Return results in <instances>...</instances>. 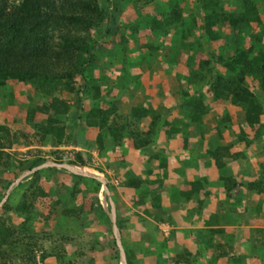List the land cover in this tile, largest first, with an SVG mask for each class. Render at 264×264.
Segmentation results:
<instances>
[{"label": "rangeland", "instance_id": "374dc122", "mask_svg": "<svg viewBox=\"0 0 264 264\" xmlns=\"http://www.w3.org/2000/svg\"><path fill=\"white\" fill-rule=\"evenodd\" d=\"M22 1L0 0L3 11L0 23ZM86 1L99 7L88 13L94 23L90 28L73 24L71 17L85 14L74 1H69L71 4H64L63 0H53L52 4L49 1L48 8L41 12V19L45 15L48 20L41 30L51 47L52 54L47 56L54 83L43 88L34 79L9 77L0 84V264H120L109 217V200L119 210L118 224L129 263L144 264L134 248L137 244L134 242L138 241L134 223L137 216L158 207L159 194L153 196V193H158L159 187L149 167L142 164L135 167L131 157L115 152V147L131 145L145 136L150 128L147 125L157 116L148 142L149 150L157 151L161 131L189 129L190 115L197 112V102L204 107L200 120L191 123L198 124V130L204 132L211 126V121L203 120L207 110L213 115L219 112L220 120L228 123L224 107L214 101V94L213 101H209L214 104L212 110L204 105L209 85L217 76L228 79L231 75L230 72L222 74V60L218 58L230 57L239 48L250 50L252 55L264 51V0H255L260 22L241 23L233 28L229 21L216 18L212 26L215 38L207 33L213 43L197 34L206 32L203 27L208 10L202 7L205 0ZM217 1L225 13L239 15L244 10L243 0ZM110 10L118 18V26L107 34ZM174 14L179 16L178 20ZM35 21L36 18H29L25 28H32ZM68 39L86 50L92 45L96 47L84 75L73 66L80 52L71 61L67 60L63 44ZM188 50L191 56H183ZM193 53H201L205 58ZM180 62L196 68L178 70ZM157 68L165 72L158 74L157 70L154 74ZM142 71H149V75L143 76ZM253 82L260 115L255 123L239 116L237 129L242 147L254 149L259 143L258 151L264 147L262 136L258 135L264 131V93L258 79L249 74L244 85L253 87ZM168 94L175 104L166 107L167 111H183L187 120L180 115L171 122L161 117L162 107L154 106L152 100ZM134 107L145 109L146 114L136 116ZM91 108L109 113L107 125L117 130L125 126L120 138L113 137L107 125L92 126L87 122ZM49 126L51 131H47ZM57 128L62 133H57ZM79 153L86 165L77 161ZM36 159L73 162L78 167L93 169L95 175L105 180L107 192L100 181L57 167L31 173L9 188ZM120 173L121 177L136 175L137 183L127 186L129 180L119 179ZM230 186L232 191L235 187ZM250 229L228 235V242L226 236L223 243L219 238L215 240L219 242L213 246L215 254L220 247L219 254L223 253L226 259L221 264H264V227H256L251 232ZM241 240L247 248L237 247ZM238 252L242 254L241 260L232 263ZM217 261L214 258V264Z\"/></svg>", "mask_w": 264, "mask_h": 264}, {"label": "crops", "instance_id": "0c3cea01", "mask_svg": "<svg viewBox=\"0 0 264 264\" xmlns=\"http://www.w3.org/2000/svg\"><path fill=\"white\" fill-rule=\"evenodd\" d=\"M232 27L237 26L232 25ZM227 33H229L228 29ZM197 34L203 35L206 41H210L207 32L200 31ZM190 54L188 50L183 56H191ZM196 56L201 59L205 58L201 53ZM190 66L182 65L180 62L177 68L178 70L185 68L195 70L196 65L190 64ZM221 70L224 75L230 72L224 66ZM156 71L158 74L165 72L163 68L154 69L153 73L155 74ZM141 74L149 75V71L146 73L142 71ZM247 75L244 77V82ZM254 84L256 83L253 82ZM212 85H209L211 86L210 91L204 99L206 108L214 105L209 102L213 101L211 99ZM248 88L251 91L256 89L255 85ZM255 98L257 99L256 95ZM214 99L224 107L228 123L220 120L222 115L219 112L213 115L210 114V110H207V115L203 120L212 123L203 132L198 130V124H191L200 120L199 118L193 121L191 112L189 129L184 128L185 131H183L184 129L181 128L177 131L159 133L157 151H150V144L136 146L133 141L131 145L115 147L117 150L115 152L125 153L131 157L130 161L134 162L132 164L135 167L141 164L145 168L149 167L152 177L155 176L154 183L156 187H159L158 193L157 191L153 193V196L159 194L158 207H152L145 214L143 213V216H137L139 218L134 223L136 227L134 229L138 234L136 236L138 241L134 242L137 243L134 248L138 256L143 258L144 264H214L216 257L217 264L225 263L223 253L219 254L221 248L219 247L217 254L213 248L215 244H219L215 242L217 238L223 243L224 236H226L225 240L228 242V235L232 233H243L250 227V232L256 227H264V147L257 149L258 151H256V146L259 143L254 145V149L248 146L242 147L241 133L237 129V124L239 116L246 120L244 109L239 104L233 103L230 97H215ZM152 103L156 107H162L161 117L165 121L171 122L172 119L180 116L187 120L183 111L178 112L176 109L167 111L166 107L175 104L173 97L171 98L169 94L167 97H155ZM208 117H210L209 120ZM258 135L262 136L263 142L264 131L258 132ZM91 171L95 174L93 169ZM121 175L120 173L119 179L129 180L130 184L127 186H133L134 182L137 183L134 181L136 175L133 174L131 177L129 175L125 177L126 174L122 177ZM104 183L106 185L105 180ZM232 184L235 188L231 191L230 185ZM104 190L107 192V185ZM109 203L110 207L112 205L115 208L116 225L122 244L123 233L118 224L119 210L113 201L109 200ZM245 244L246 242L241 240L236 246L245 249L247 248ZM125 258L126 262L129 261L126 253ZM241 258L242 254L238 252L232 259V263H239L238 260Z\"/></svg>", "mask_w": 264, "mask_h": 264}, {"label": "trees", "instance_id": "16d2710c", "mask_svg": "<svg viewBox=\"0 0 264 264\" xmlns=\"http://www.w3.org/2000/svg\"><path fill=\"white\" fill-rule=\"evenodd\" d=\"M52 4L53 0H23L19 6H16L11 12L5 14L4 20L0 23V84L9 77L17 78L20 80H37L41 82V87H45L49 83L52 84L51 69L52 64L50 62L49 54L50 48L46 41V36L42 34V25L45 24V15L41 19V12L44 8H48V2ZM69 1H74L76 6L82 7L85 10V14L82 16L71 17L73 24H81L84 28H90L94 25L91 18L88 17L89 11H97L98 5H93L86 0H63L64 4H71ZM244 10L239 15L233 13H225L221 11V6L217 0H205L202 3V7L208 10L205 20V31L215 38L212 31V26L215 24L216 18L218 20L229 21L233 26L237 24H247L250 22H260V16L255 5V0H243ZM75 5H73L74 7ZM64 9V7H63ZM3 12V11H2ZM0 9V14L2 13ZM178 20L179 16L174 14ZM3 16V13L2 15ZM47 17V16H46ZM29 18H36V21L31 24L32 28H25L26 23L29 22ZM109 24L106 27L105 33H110L114 28L118 26V18L114 11H109ZM38 20V21H37ZM168 24V23H167ZM8 25V26H7ZM65 40L63 44V51L67 55V60L71 61L73 55L78 53V58L73 65L80 75H84L87 64L93 57V51L95 46H91L88 50L76 43V41ZM56 56L58 54H55ZM222 65L226 67L231 73L228 79H225L222 75H218L213 83V94L217 98L230 97L231 101L235 104H239L245 111V118L248 123H255L260 115L259 102L255 98L253 91L249 90L244 85V77L246 74L258 79L260 86L264 92V51L258 52V54L252 55L250 50L245 51L238 49L234 55L222 59ZM55 60H58L56 58ZM76 65V66H75ZM49 72V74H48ZM196 113H192V120L197 121L201 114L204 113V107L200 102L196 103ZM141 110V111H140ZM65 111V110H64ZM133 112L136 116H144L146 110L133 108ZM63 113V112H62ZM108 112L99 108L89 109L87 121L92 126L103 127L108 124ZM94 119V120H93ZM54 120L51 119V122ZM157 124V116L152 118L150 128L147 130V134L142 138H137L134 143L136 146L146 145L149 142V135L153 132V127ZM109 133L116 139L120 138L122 130H117L112 125H107ZM127 126V125H126ZM47 131H51V126L47 128ZM57 133H62L61 128L56 129ZM77 161L81 165H86L84 156L79 153ZM45 162L42 159H36L30 168ZM73 163V162H70ZM29 168V169H30ZM37 172H35L36 174ZM128 264L129 261H127Z\"/></svg>", "mask_w": 264, "mask_h": 264}, {"label": "water", "instance_id": "95a60500", "mask_svg": "<svg viewBox=\"0 0 264 264\" xmlns=\"http://www.w3.org/2000/svg\"><path fill=\"white\" fill-rule=\"evenodd\" d=\"M44 167H57V168H61V169L67 170V171H69L71 173H74V174H77V175H81V176H85V177H92V178H94L96 180H99L102 183L103 188L106 189V185L104 183L103 178L98 176V175H95L91 170L78 167V166H76L74 164H71V163H60V162H57V161H49V160H46L42 164L37 165L36 167H33L31 169H27L26 171H24L16 179V181L11 184V186L9 188H11L13 185L19 183V181L22 180L23 178H25L27 175H29V174H31V173H33L35 171H38L39 169H42ZM5 198H4V200H5ZM110 218H111V221H112V224H113V235H114L116 244H117L118 249H119L120 262H121V264H127L126 258H125V253H124V250H123V246L121 244L119 229H118V227L116 225L115 208L112 205H111Z\"/></svg>", "mask_w": 264, "mask_h": 264}]
</instances>
